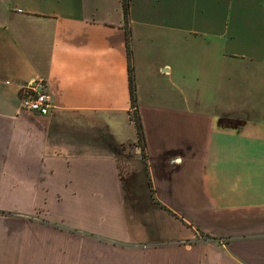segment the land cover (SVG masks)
<instances>
[{
    "label": "crops",
    "instance_id": "1",
    "mask_svg": "<svg viewBox=\"0 0 264 264\" xmlns=\"http://www.w3.org/2000/svg\"><path fill=\"white\" fill-rule=\"evenodd\" d=\"M0 264H264V0H0Z\"/></svg>",
    "mask_w": 264,
    "mask_h": 264
},
{
    "label": "rangeland",
    "instance_id": "2",
    "mask_svg": "<svg viewBox=\"0 0 264 264\" xmlns=\"http://www.w3.org/2000/svg\"><path fill=\"white\" fill-rule=\"evenodd\" d=\"M192 38L193 48L191 50L192 57H217V46L220 50V42H214L215 47L212 45L211 48L207 45V40H211V38H208L207 36H204L203 34L197 33V31H193V34L190 36ZM216 41V39H214ZM228 51L229 49L226 48ZM99 136V135H98ZM126 153H129L130 155H137L134 153V149L132 148V145H130L129 149H126ZM140 153V151H139ZM123 158V157H120ZM123 160V159H120ZM128 163H132L134 165L137 164V157L133 156ZM129 167H131L129 165ZM149 225H145V228L148 229Z\"/></svg>",
    "mask_w": 264,
    "mask_h": 264
},
{
    "label": "trees",
    "instance_id": "3",
    "mask_svg": "<svg viewBox=\"0 0 264 264\" xmlns=\"http://www.w3.org/2000/svg\"><path fill=\"white\" fill-rule=\"evenodd\" d=\"M123 6H124V12L126 14L127 8H128V0H123ZM127 58H128V72H129V93H130V99H131L132 107H135L136 94H135V84H134V68L132 65L131 50L129 49V46H127ZM131 117H132V120L134 121L136 129H137V136H138V140H139L138 142H142L143 130H142L140 118L137 115V113H135V111L133 112ZM140 155L142 157L144 156L142 149L140 151Z\"/></svg>",
    "mask_w": 264,
    "mask_h": 264
},
{
    "label": "built area",
    "instance_id": "4",
    "mask_svg": "<svg viewBox=\"0 0 264 264\" xmlns=\"http://www.w3.org/2000/svg\"><path fill=\"white\" fill-rule=\"evenodd\" d=\"M21 108L38 113L40 115H46L50 109V98L44 92H37L32 97H27L21 100Z\"/></svg>",
    "mask_w": 264,
    "mask_h": 264
}]
</instances>
